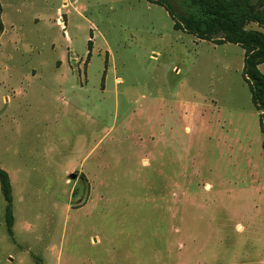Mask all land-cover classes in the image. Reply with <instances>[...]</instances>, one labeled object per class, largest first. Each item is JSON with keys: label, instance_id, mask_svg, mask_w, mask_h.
Wrapping results in <instances>:
<instances>
[{"label": "rangeland", "instance_id": "1", "mask_svg": "<svg viewBox=\"0 0 264 264\" xmlns=\"http://www.w3.org/2000/svg\"><path fill=\"white\" fill-rule=\"evenodd\" d=\"M0 3V264H264L241 47L151 0Z\"/></svg>", "mask_w": 264, "mask_h": 264}, {"label": "trees", "instance_id": "2", "mask_svg": "<svg viewBox=\"0 0 264 264\" xmlns=\"http://www.w3.org/2000/svg\"><path fill=\"white\" fill-rule=\"evenodd\" d=\"M165 8L174 29H181L199 39L239 45L244 50L243 76L248 82L251 101L259 112L264 152V74L259 65L264 62V31L248 28L254 22L264 28V0H151ZM1 13V5H0ZM3 24L0 18V34ZM0 186L6 201L5 220L11 233V183L9 174L0 167Z\"/></svg>", "mask_w": 264, "mask_h": 264}, {"label": "crops", "instance_id": "3", "mask_svg": "<svg viewBox=\"0 0 264 264\" xmlns=\"http://www.w3.org/2000/svg\"><path fill=\"white\" fill-rule=\"evenodd\" d=\"M0 5H1V13H0V18H1V21H2V24H3V30H2V32H1V34H0V41H1V38L4 36V35H6L7 34V31H6V29H5V24H4V22H3V6H2V3H0ZM263 31H264V28H263ZM205 40V39H204ZM211 41V40H210ZM211 42H213V41H211ZM214 43V42H213ZM224 43H228V42H224ZM216 44V43H215ZM221 44H223V43H221ZM235 45H237V44H235ZM239 46V45H238ZM240 47V46H239ZM243 52H244V50H243ZM262 64V63H261Z\"/></svg>", "mask_w": 264, "mask_h": 264}, {"label": "water", "instance_id": "4", "mask_svg": "<svg viewBox=\"0 0 264 264\" xmlns=\"http://www.w3.org/2000/svg\"><path fill=\"white\" fill-rule=\"evenodd\" d=\"M71 177L74 178L75 177V174H71Z\"/></svg>", "mask_w": 264, "mask_h": 264}]
</instances>
